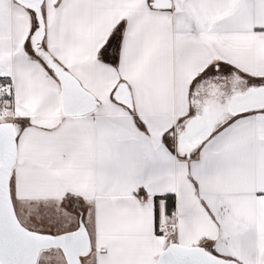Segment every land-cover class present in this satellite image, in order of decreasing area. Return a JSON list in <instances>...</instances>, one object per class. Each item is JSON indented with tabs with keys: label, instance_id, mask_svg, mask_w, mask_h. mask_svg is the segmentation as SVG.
<instances>
[{
	"label": "snow or ice",
	"instance_id": "1",
	"mask_svg": "<svg viewBox=\"0 0 264 264\" xmlns=\"http://www.w3.org/2000/svg\"><path fill=\"white\" fill-rule=\"evenodd\" d=\"M0 264H264V0H0Z\"/></svg>",
	"mask_w": 264,
	"mask_h": 264
}]
</instances>
